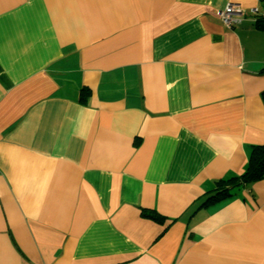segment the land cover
<instances>
[{"label":"crops","instance_id":"0c3cea01","mask_svg":"<svg viewBox=\"0 0 264 264\" xmlns=\"http://www.w3.org/2000/svg\"><path fill=\"white\" fill-rule=\"evenodd\" d=\"M263 13L0 0V264H264Z\"/></svg>","mask_w":264,"mask_h":264},{"label":"trees","instance_id":"16d2710c","mask_svg":"<svg viewBox=\"0 0 264 264\" xmlns=\"http://www.w3.org/2000/svg\"><path fill=\"white\" fill-rule=\"evenodd\" d=\"M264 19L258 18L257 21ZM259 28H264V20L259 21ZM261 97L264 100V90L261 92ZM264 176V144L251 145L249 147L248 159L246 167L241 174L230 175L226 178H221L215 183L214 193L209 196L203 204L214 202L226 196H231L232 190L237 189L242 185H246ZM202 204V205H203ZM148 218L161 222L162 217L154 211L144 212Z\"/></svg>","mask_w":264,"mask_h":264},{"label":"built area","instance_id":"2783aa9c","mask_svg":"<svg viewBox=\"0 0 264 264\" xmlns=\"http://www.w3.org/2000/svg\"><path fill=\"white\" fill-rule=\"evenodd\" d=\"M262 3H264V0H258ZM251 14L256 13V10H250ZM246 14L247 12H245L244 10H242L240 7H238L235 4H227L223 10H221L219 12V16H220V20L222 21V23L227 26L228 28H233L235 27L237 24H239L241 22V20L243 19V15ZM263 17H264V13H263Z\"/></svg>","mask_w":264,"mask_h":264}]
</instances>
